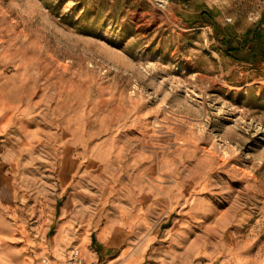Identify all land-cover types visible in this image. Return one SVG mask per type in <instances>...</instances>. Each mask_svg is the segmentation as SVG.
Segmentation results:
<instances>
[{"label":"rangeland","instance_id":"rangeland-1","mask_svg":"<svg viewBox=\"0 0 264 264\" xmlns=\"http://www.w3.org/2000/svg\"><path fill=\"white\" fill-rule=\"evenodd\" d=\"M2 204L5 264H264V0H0Z\"/></svg>","mask_w":264,"mask_h":264},{"label":"crops","instance_id":"crops-1","mask_svg":"<svg viewBox=\"0 0 264 264\" xmlns=\"http://www.w3.org/2000/svg\"><path fill=\"white\" fill-rule=\"evenodd\" d=\"M144 191L148 190L147 187L142 188ZM142 209V208H141ZM140 209V210H141ZM3 204L0 206V221H3ZM143 215L138 212L134 218L130 221H95V229H93V236H95L96 244L103 247V250L108 254L104 256V252H101L102 261H100V255L97 250L91 245L92 237L88 241V246H83L84 257L94 264H119V262L126 260L127 258L134 259L135 253L133 254L129 247L132 246L131 243L138 242L141 240L148 239V221H145L142 217ZM118 234L124 235V241L126 244L117 247L113 244L116 236ZM1 241V239H0ZM93 249L94 251H92ZM67 251H61L58 255L53 256L55 264H63L68 258ZM0 264H5L4 260H9L10 256L4 251L0 250Z\"/></svg>","mask_w":264,"mask_h":264},{"label":"built area","instance_id":"built-area-1","mask_svg":"<svg viewBox=\"0 0 264 264\" xmlns=\"http://www.w3.org/2000/svg\"><path fill=\"white\" fill-rule=\"evenodd\" d=\"M44 264H50L48 261H45ZM65 264H88L84 257L80 255L79 249L73 248L68 259L65 261Z\"/></svg>","mask_w":264,"mask_h":264},{"label":"trees","instance_id":"trees-1","mask_svg":"<svg viewBox=\"0 0 264 264\" xmlns=\"http://www.w3.org/2000/svg\"><path fill=\"white\" fill-rule=\"evenodd\" d=\"M222 42H223L224 45L229 46V41L226 38H223ZM227 50H232L233 51V50H236V49H235V47H228Z\"/></svg>","mask_w":264,"mask_h":264},{"label":"bare ground","instance_id":"bare-ground-1","mask_svg":"<svg viewBox=\"0 0 264 264\" xmlns=\"http://www.w3.org/2000/svg\"><path fill=\"white\" fill-rule=\"evenodd\" d=\"M0 260H1V258H0ZM5 261V260H4ZM235 264H239V260H235Z\"/></svg>","mask_w":264,"mask_h":264}]
</instances>
